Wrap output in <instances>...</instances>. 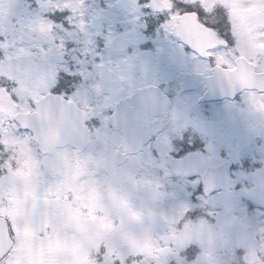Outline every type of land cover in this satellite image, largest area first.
Returning a JSON list of instances; mask_svg holds the SVG:
<instances>
[{
  "label": "rangeland",
  "instance_id": "1",
  "mask_svg": "<svg viewBox=\"0 0 264 264\" xmlns=\"http://www.w3.org/2000/svg\"><path fill=\"white\" fill-rule=\"evenodd\" d=\"M188 1L205 11L203 18L210 19V23L220 20L222 13L207 16L206 11L216 6L217 11L227 10L222 15H227L235 28L238 51L253 57L260 48L264 50V0ZM94 2L107 10L109 0ZM136 2L124 0L130 5ZM89 3L91 0H22L18 4L26 13L18 29L3 24L6 20L10 22V18L0 17V25H3L0 35L4 32L11 35L7 42H0V81L3 80L0 83V147L3 146L4 152L1 156L0 202L21 197L22 192H37L43 181L52 178H56L55 182H63L62 177L73 181L72 173L79 175L75 181L77 194L73 203L84 202L86 210L79 216L72 214L71 218L64 219L67 214L63 215L59 222L63 231L58 230L57 235L47 239L48 243L41 244L51 249H37L40 251L37 253L39 262L50 257L60 264H83L85 253L91 249L89 257L93 264H235L240 260L264 264V206L247 197L237 201L209 198L198 206L191 205L182 188L195 179V174L192 173L191 178L166 176L162 163L147 147L124 163L116 160L119 137H115L113 128L103 121V113L99 111L115 101L114 93H128L135 80L142 81L144 76L139 73L131 83L127 79L121 81L127 73L118 65L110 64L107 57L102 65L89 71L91 60L88 57L95 55ZM51 12H54L52 17L48 16ZM62 13L67 14L71 28H65L59 22ZM114 13L120 17L124 15L122 9H115ZM104 27L108 28L107 21ZM115 27L122 29L120 24ZM166 35L169 36L168 32ZM162 37L167 47L172 46L170 39L165 35ZM70 41L75 44L73 49L66 47ZM136 54L143 63V73H146L147 52L138 46ZM68 58L80 65L77 71L83 77L72 96L86 94L88 98L81 105H89L90 116H96L100 124L92 127V145L85 153L73 155L69 149L61 148L53 154L54 158L36 163L32 161H36V157L28 148L27 135L16 129L12 117L18 110L30 108V99L45 92L61 71H68ZM184 61L193 62V58L184 54ZM176 105H172L175 110ZM157 144L162 151H167L162 142ZM100 149H103L102 153ZM215 160L218 162L219 159ZM41 168L45 170L38 173ZM236 175L230 176L235 178ZM48 185L52 187L51 192L58 189L51 183ZM241 186L236 190L239 191ZM101 193L103 211L97 207ZM194 207L200 209L201 215L186 221L187 213ZM205 212L216 216V220L207 219ZM101 243L104 251L100 256L92 248ZM21 244H25L24 241L21 240ZM189 244L195 255L192 260L185 256ZM13 255L12 263H15L20 255L16 251ZM131 255L134 258L125 263Z\"/></svg>",
  "mask_w": 264,
  "mask_h": 264
},
{
  "label": "flooded vegetation",
  "instance_id": "2",
  "mask_svg": "<svg viewBox=\"0 0 264 264\" xmlns=\"http://www.w3.org/2000/svg\"><path fill=\"white\" fill-rule=\"evenodd\" d=\"M20 1L22 0H0V17L10 18V22L8 20L3 22L4 25L8 23L6 26L9 28L18 29V24L25 18L26 11L18 4ZM163 1L168 9L166 6L164 9L154 10V12L168 13L171 16V19L167 20L164 25V34L159 30H154L153 34L139 45V49L146 51L149 58L147 68L145 67L146 73H142L144 79L142 81L135 80L128 93H114L115 101L99 111L103 113V121L109 120L108 110L116 108L119 100H127V96L132 94L133 100L129 103L135 105L137 99L135 94L149 93L147 96L144 95V99L147 98L149 103H157L162 113L159 124L154 127H165L166 130L158 141L165 145L166 150L170 147L169 134L171 133L174 134L173 144L177 149V155L193 153L194 156H207L211 152L214 158L219 159L217 164L225 162V171L228 175L248 173L264 168V108L260 107L261 104H264L263 48H260L253 57L238 51L235 43L237 35L234 31L235 28L228 21L227 15L219 14V21L223 22L225 34H230L232 44L225 47L224 40L218 32L211 29L210 33L204 32L188 36L192 41H200L201 46L206 47L204 52H197L196 55H193L187 49L183 50L180 46V37L172 32V25L177 22L179 13H169L170 9H174L172 4L175 0ZM207 16L210 15L207 14ZM202 20L210 23L208 21L210 19H200L201 22ZM216 22L213 21L212 24ZM2 26L0 25V32L3 31ZM178 28L181 27L176 29ZM193 30L200 29L193 27ZM180 31L182 32L183 29L181 28ZM167 32L176 37L171 40L172 46L170 47H167V43L162 37V35L167 37ZM15 33L19 34V31H15ZM2 39L3 37L0 36V41ZM184 54L191 55L193 62L184 61ZM241 56H244L248 62V65L246 63L247 71L258 76V82L256 79L252 84L254 87L240 86L243 83L237 80L229 82V85H225L223 82L230 79V72L236 70V61ZM209 57L212 59L210 60ZM238 76L239 74L235 76L236 79ZM126 79L131 83L132 79H129L126 74L121 78V81ZM211 81L219 85L221 89L208 88ZM57 83L53 81L50 85L54 86ZM52 87L46 89L44 93L52 92L50 91ZM234 92L241 94H232ZM87 98L86 94L79 93L73 99L80 104ZM173 103H177V110L173 108ZM115 123L121 125L117 120ZM14 124L18 131L27 135L29 144L27 147L32 149L36 157V161L35 159L32 161L36 163L40 160L44 162L45 159L54 158L53 154L61 148H67L73 155H77V153H85L92 145L93 139L90 136L89 143L82 148L67 144L52 152L43 153L39 151L37 144L32 140L30 131L15 122ZM181 132L182 134H180ZM114 133L116 138L119 137L117 140L119 149V144H122V134L117 129L114 130ZM216 142L218 144L215 149ZM2 147H0V169L2 167L1 156L4 154ZM100 152L102 153L103 149H100ZM94 153L96 152L94 151ZM73 155H70V158ZM42 169L45 170L41 168L37 172L41 173ZM58 172L62 176V173ZM70 175L74 177L73 181L68 177L66 179L62 177L63 182H55L52 180L56 178H52L50 181H43L37 192H22L21 197L18 195V198L1 200L0 215L5 216L9 221L14 244L10 247V251L0 259V264H60L50 257L39 262L37 253L40 251L37 249H51L41 244L48 243L47 239L57 235L58 230L63 231V227L59 225L63 215L67 214L64 216L66 219L71 218L72 214L79 216L80 213L86 212L84 202L82 204L80 202L73 203V197L77 194L75 181L79 179V175L73 176L72 173ZM230 175L229 177H231ZM48 183H51L53 188L57 186L58 189H55V192L49 191L52 187ZM238 186L240 184L236 185V187ZM27 188L24 187V190L29 191ZM27 194L32 195L27 196ZM103 206L101 193L98 197L97 207L103 211ZM95 212L97 215L98 208ZM65 227L70 228V225H65ZM21 240L25 244H21ZM18 241L19 243H17ZM15 251L20 256L15 263H12ZM82 254L83 252H81V257ZM83 264H88V261L85 259Z\"/></svg>",
  "mask_w": 264,
  "mask_h": 264
},
{
  "label": "snow or ice",
  "instance_id": "3",
  "mask_svg": "<svg viewBox=\"0 0 264 264\" xmlns=\"http://www.w3.org/2000/svg\"><path fill=\"white\" fill-rule=\"evenodd\" d=\"M87 7L92 20L91 35L95 53L94 56L88 57L91 60V63L88 64L89 71L97 65H102L107 57L110 64H116L123 68L129 79L134 80L138 73L142 74L144 71L143 63L136 54L138 46L145 42L154 30H159L164 34V25L167 20L171 19V16L168 13L154 12L151 0H137L135 4L131 5L124 3V0H109L107 10L100 8L94 0H91ZM115 9H122L123 17L117 16L114 13ZM181 9L184 12H194L201 18L205 15L199 8H193L183 3L182 0H175L174 9H170L169 13L175 14L176 10ZM66 16V13H62L59 22H62L65 28H71ZM105 21L108 23L107 29L104 27ZM202 22L206 27L218 32L224 40L225 47L232 44L230 34L224 32L222 21L218 20L215 24L204 20ZM117 24L122 25V29L116 28ZM167 37L170 40L176 39L171 35ZM180 46L193 55L197 54V50L187 42L180 41ZM66 47L73 49L75 44L70 41ZM209 59L212 58L209 57ZM66 66L68 71L60 73V79L52 89L54 94L65 97L70 96L75 91L76 85L83 80L77 71L80 65L68 58ZM236 93L240 92L232 94ZM132 100L133 95L129 94L126 101L118 103L116 108H110L108 114L116 117L117 121L122 123L125 128H132L139 134L141 148L147 147L151 155L162 163V170L166 176L180 177L187 176L189 173L195 174V179L182 188V193L191 205L198 206L209 198L217 201L229 199L237 201L240 197H247L264 205V168L248 174L238 173L234 179L221 177L217 174L218 164L211 152L207 156L177 155V149L173 144L174 134L171 133L169 134L170 147L167 151H162L157 141L166 129L165 127H154L159 124L162 115L159 105L146 101L141 108L129 103ZM260 107L264 108V104H261ZM86 124L90 128L99 127L100 121L96 116H93L86 121ZM238 183L242 185L239 191L236 190ZM200 215L201 211L198 207L190 209L187 213V217L193 220ZM204 215L209 220H216V216L207 212ZM185 256L188 260L194 259V251L189 248L186 250Z\"/></svg>",
  "mask_w": 264,
  "mask_h": 264
},
{
  "label": "water",
  "instance_id": "4",
  "mask_svg": "<svg viewBox=\"0 0 264 264\" xmlns=\"http://www.w3.org/2000/svg\"><path fill=\"white\" fill-rule=\"evenodd\" d=\"M151 4L155 9H162L164 4L159 0H151ZM180 24L184 27V32L174 31L182 36V39L193 45L188 39L191 35L209 32L208 29L197 21V14L194 12H185L180 15ZM177 26H174V28ZM197 27L200 30H193ZM249 75V73L244 72ZM243 81V80H242ZM223 82H227L224 80ZM249 84L248 81H243ZM218 85L210 86L211 89H218ZM36 110L33 112H19L15 115V120L25 128L32 130L33 138L39 144L42 151L51 150L55 146L71 143L82 144L88 141L89 129L85 125L88 120L87 115L77 108L74 102L62 98L57 94H48L35 101ZM111 123L114 124L113 121ZM127 129V128H126ZM128 131V129H127ZM125 132V141H130L128 132ZM140 142L137 143V146ZM225 167L220 165L217 167V174L225 177ZM12 244L9 236L6 221L0 217V257L3 256Z\"/></svg>",
  "mask_w": 264,
  "mask_h": 264
},
{
  "label": "trees",
  "instance_id": "5",
  "mask_svg": "<svg viewBox=\"0 0 264 264\" xmlns=\"http://www.w3.org/2000/svg\"><path fill=\"white\" fill-rule=\"evenodd\" d=\"M187 220L189 221L190 219L187 217ZM190 246H191V244L188 247H186L185 249H188Z\"/></svg>",
  "mask_w": 264,
  "mask_h": 264
}]
</instances>
